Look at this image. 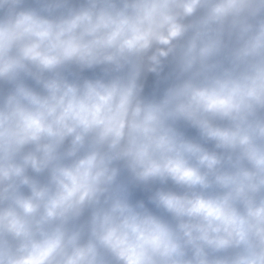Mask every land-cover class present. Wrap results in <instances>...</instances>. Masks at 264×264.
Segmentation results:
<instances>
[{"label": "clouds", "instance_id": "clouds-1", "mask_svg": "<svg viewBox=\"0 0 264 264\" xmlns=\"http://www.w3.org/2000/svg\"><path fill=\"white\" fill-rule=\"evenodd\" d=\"M0 264H264V0H0Z\"/></svg>", "mask_w": 264, "mask_h": 264}]
</instances>
